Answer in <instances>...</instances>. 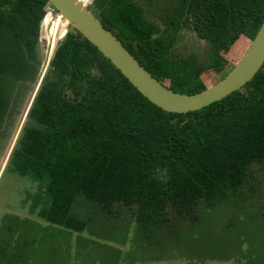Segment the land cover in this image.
I'll list each match as a JSON object with an SVG mask.
<instances>
[{
  "label": "trees",
  "instance_id": "obj_1",
  "mask_svg": "<svg viewBox=\"0 0 264 264\" xmlns=\"http://www.w3.org/2000/svg\"><path fill=\"white\" fill-rule=\"evenodd\" d=\"M170 1L173 6L160 21L156 9L142 0H92L90 5L140 64L182 93L201 91L226 75L264 19V0ZM49 7L54 10L47 0H0V150L22 100L41 75L38 46ZM180 27L206 43L202 62L195 53L173 54ZM263 167L264 62L243 87L222 99L194 111L170 112L148 101L69 26L32 96L6 167L37 186L32 190L31 184L23 199L30 215L13 216L14 221L4 214L0 222L9 221L6 229L15 224L23 235L35 223L44 229L58 226L70 237L88 231L125 241L127 221L118 208L134 205L127 223L134 221L147 241L141 247L171 262L177 256L171 249L181 240L174 230L177 222L185 220L198 230L220 217L217 211L210 218L209 209L244 208L242 198L256 195V172ZM252 200L256 212L242 210L235 219L242 230L255 218L256 242L264 243V203ZM236 223L227 219L223 233L240 231ZM24 242L36 240L29 234ZM209 247L196 246L195 256L217 251L224 257L223 246ZM88 251L78 258L80 264ZM69 252L54 262L66 264Z\"/></svg>",
  "mask_w": 264,
  "mask_h": 264
},
{
  "label": "rangeland",
  "instance_id": "obj_2",
  "mask_svg": "<svg viewBox=\"0 0 264 264\" xmlns=\"http://www.w3.org/2000/svg\"><path fill=\"white\" fill-rule=\"evenodd\" d=\"M90 2L87 5L88 9L95 16L96 11L90 5ZM142 2L146 7L148 6L151 11H155L156 9V19L159 21L167 18L168 7L171 8L173 6L170 0H142ZM47 15L49 16V20L44 22L41 44L38 46V54L42 59L41 75L37 83L29 88L24 100H22L18 113L13 117V126L10 127L9 136L2 142V149L0 150V218L6 214L4 216H7L8 220L16 215L18 217L30 215L27 209L28 204L23 199L25 193L31 191V184L32 190H36L37 186H34L33 183H30L24 178L21 179L8 173L6 171L8 160L6 162V157H4V155H7V149H13L27 121V109L52 55L50 54V49L53 46V41H55L52 47L54 51L56 43L69 29V25L65 23L62 31L63 22L60 21L62 19L60 18L58 22L59 16L54 11H50ZM49 31L50 38L47 34ZM206 46V43L197 36L195 31L188 27H180L175 32V40L171 50L174 55H179L181 57L188 56L190 53H195L199 57L198 60L202 62ZM8 156H10V154H8ZM5 162L6 164L4 165ZM256 174L260 178V181L256 183L258 187L253 189L256 195L251 198L249 196L242 198L244 200V208L222 204L213 210L209 209L208 214H211L210 218L212 217V213H216L217 211L220 217H216L210 226L204 223L203 225L200 224L201 229L198 230L196 227H189L185 220H179L177 222L174 230H177V232L180 231L179 236L181 240L171 249L173 250V254L176 253L177 255L175 258H171V262L169 260L156 258V252L154 250L143 249L141 247V245L147 244V241L142 238L134 221H132V223H127L130 221L131 211L135 206L132 205L127 207L122 205L120 208H117L122 220L124 219V221H127L122 226V229L125 230L123 232L127 236L125 241L111 238L107 236L109 234L104 233V235L98 232L88 231L74 233L70 237L68 232L63 231L64 229L58 226L52 225L50 228L44 229L42 225L35 223L29 224L30 232H26V235H23L22 230L16 229L14 226L15 224L11 229H6L10 224L9 221L6 223L5 221H1L0 251L4 249L8 254L0 255V264H57L54 262L56 258L60 259L69 251L71 256L66 264H80L82 261L77 260L86 249L90 250L88 251L89 255L82 264H264V243L256 242V237L260 236L257 232L256 219L254 218L252 222L245 223L244 225H247V227L242 230L240 229V224L235 219L242 210H246L245 212L248 213L256 212V209L249 204L253 201L252 199L257 197L258 202L264 203V167L259 169V173L256 172ZM78 199L79 196L77 197V200ZM204 214L205 213H202L201 216ZM201 216L200 220L203 218ZM231 218L232 222H237L235 224V229H239L240 231L234 232L233 234L223 233V228L227 219ZM13 220L15 221L14 218ZM205 230L209 234L199 238V233L205 232ZM29 234L36 242L25 245L26 242L24 241ZM227 234L232 235L230 237L231 239L226 237ZM212 236L217 238L213 239ZM157 238L159 239L161 237L157 236ZM154 239L156 240V232ZM186 239H188L186 243L189 242V245H185L186 243L183 244ZM77 242L80 244H77ZM206 243H208L210 247ZM154 246H156V243L152 242L151 247ZM196 246H203V248L209 247L212 250L215 247L220 246V248H222L223 246L222 253L224 257L218 256L217 251L216 253L215 251H211L203 255L201 253L195 256L198 253L195 249ZM194 249L195 252H193ZM180 251L185 253L181 254ZM92 253H95L94 258L98 260H93ZM49 256L53 258L46 260ZM58 263L62 264L59 260Z\"/></svg>",
  "mask_w": 264,
  "mask_h": 264
},
{
  "label": "water",
  "instance_id": "obj_3",
  "mask_svg": "<svg viewBox=\"0 0 264 264\" xmlns=\"http://www.w3.org/2000/svg\"><path fill=\"white\" fill-rule=\"evenodd\" d=\"M47 1L66 21V24L75 28L94 45L141 95L166 111L186 113L220 100L243 87L264 62L263 19L244 53L220 80L195 93L174 91L165 86L140 64L133 54L90 12L86 3L80 0ZM52 52L53 48L51 47L50 54ZM11 149H7V155H4L6 162L9 158L8 154H11Z\"/></svg>",
  "mask_w": 264,
  "mask_h": 264
},
{
  "label": "bare ground",
  "instance_id": "obj_4",
  "mask_svg": "<svg viewBox=\"0 0 264 264\" xmlns=\"http://www.w3.org/2000/svg\"><path fill=\"white\" fill-rule=\"evenodd\" d=\"M85 1H86V0H85ZM58 16H59V15H58ZM60 18H61V17L59 16V17H58V22H59ZM61 19H62V18H61ZM60 21L63 22V23H62V31H63L64 24L66 23V21H64L63 19L60 20ZM61 33H62V32H61ZM54 43H55V41H53V43H52L53 46H54ZM52 45H51V46H52ZM53 46H52V47H53Z\"/></svg>",
  "mask_w": 264,
  "mask_h": 264
},
{
  "label": "built area",
  "instance_id": "obj_5",
  "mask_svg": "<svg viewBox=\"0 0 264 264\" xmlns=\"http://www.w3.org/2000/svg\"><path fill=\"white\" fill-rule=\"evenodd\" d=\"M80 1H82V2H84V3H86V4H88L91 0H80ZM48 11L50 12V11H54L55 13H56V11L55 10H53L52 8H50L49 7V9H48ZM57 14V13H56Z\"/></svg>",
  "mask_w": 264,
  "mask_h": 264
},
{
  "label": "clouds",
  "instance_id": "obj_6",
  "mask_svg": "<svg viewBox=\"0 0 264 264\" xmlns=\"http://www.w3.org/2000/svg\"><path fill=\"white\" fill-rule=\"evenodd\" d=\"M88 5V4H87ZM57 13V12H56ZM57 15H59L58 13H57Z\"/></svg>",
  "mask_w": 264,
  "mask_h": 264
},
{
  "label": "flooded vegetation",
  "instance_id": "obj_7",
  "mask_svg": "<svg viewBox=\"0 0 264 264\" xmlns=\"http://www.w3.org/2000/svg\"><path fill=\"white\" fill-rule=\"evenodd\" d=\"M49 38H50V36H49Z\"/></svg>",
  "mask_w": 264,
  "mask_h": 264
}]
</instances>
